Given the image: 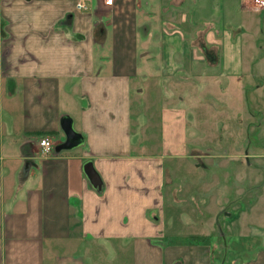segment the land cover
I'll list each match as a JSON object with an SVG mask.
<instances>
[{"label":"crops","instance_id":"0c3cea01","mask_svg":"<svg viewBox=\"0 0 264 264\" xmlns=\"http://www.w3.org/2000/svg\"><path fill=\"white\" fill-rule=\"evenodd\" d=\"M76 2L0 0V264H264L263 152L244 143L254 137L240 118L216 145L200 143L182 107L193 89L199 98L248 87L252 69L264 76V8ZM150 91L175 100L157 136L135 107ZM63 116L82 142L55 151ZM41 136L53 153H41Z\"/></svg>","mask_w":264,"mask_h":264},{"label":"rangeland","instance_id":"374dc122","mask_svg":"<svg viewBox=\"0 0 264 264\" xmlns=\"http://www.w3.org/2000/svg\"><path fill=\"white\" fill-rule=\"evenodd\" d=\"M165 32L167 33L166 29ZM181 33H185L184 30H181ZM196 34L197 46L195 47L194 44L192 46L189 45L187 48L190 47L192 49L190 50V53L189 51H186L188 55H191L190 58L192 61H194L192 58L193 54L201 52L200 33L196 32ZM263 38V35H261L257 39L262 41ZM161 53L167 55L163 49ZM178 54H180V52H178ZM181 54L182 55L178 57V62H180V66L183 67L185 59H188L189 57L187 55L184 57L183 52ZM256 54L260 55L261 51L258 50ZM166 59L167 56L164 57L162 61L160 60V63L165 62V67L167 68ZM246 73L244 74L245 76L243 75L242 82L244 81V84L248 87H243L242 90L241 88L237 89L234 87L235 90L229 89L225 93H222L219 87L210 86L206 88L208 90L200 93L201 97L199 98L194 94L197 91L196 89H193L190 92L189 102L186 106L182 105V107L187 111L190 118L193 119V122H191L193 130H196L197 132H205V137L201 135L200 143L216 145L217 142L215 138L217 137L215 135L220 131V128L225 127V130L226 126L230 124L231 119L240 118L242 120L239 127L240 131L245 132L246 134L249 133V135L254 137L249 139L248 142L247 140L244 141V143L249 145L254 151H262L264 154V76L261 77L259 72H256L254 69L251 70V73ZM257 86H262V89L256 90ZM141 100H143L144 107L143 105L137 106V103L135 104V107L141 108L144 115H148L145 119H148L149 125L151 124L152 129L149 131L157 136L159 135L160 130L161 111L171 102H175V100H168L166 95L161 98L160 94L155 91L143 94ZM136 109L138 108H134V111H136ZM229 138L225 139L229 142L232 141ZM150 143L154 144L153 141L149 142V144ZM242 144H240L241 149L239 154H243V148H245ZM254 159L253 160L257 166L260 167L264 165V155ZM238 161H241V164L243 165L246 164L245 157H241ZM185 164L188 166L191 165L189 160L187 162L176 160V166L178 168H183Z\"/></svg>","mask_w":264,"mask_h":264},{"label":"water","instance_id":"95a60500","mask_svg":"<svg viewBox=\"0 0 264 264\" xmlns=\"http://www.w3.org/2000/svg\"><path fill=\"white\" fill-rule=\"evenodd\" d=\"M60 127L64 134L65 140L60 145L55 147V151H59L60 149H70L81 144V134L74 130L72 120L69 116H63L61 118ZM86 173L93 186L99 187L100 181L97 174L91 168H87Z\"/></svg>","mask_w":264,"mask_h":264},{"label":"built area","instance_id":"2783aa9c","mask_svg":"<svg viewBox=\"0 0 264 264\" xmlns=\"http://www.w3.org/2000/svg\"><path fill=\"white\" fill-rule=\"evenodd\" d=\"M88 0H77L76 9L86 11L89 9ZM105 6H112L114 0H99ZM257 7L264 8V0H253ZM38 145L42 154H51L54 152V142L49 136H41L38 139Z\"/></svg>","mask_w":264,"mask_h":264}]
</instances>
